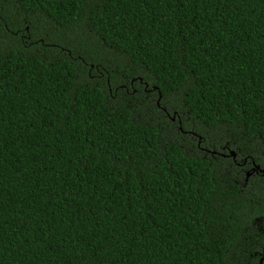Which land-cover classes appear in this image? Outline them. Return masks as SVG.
<instances>
[{"label":"trees","instance_id":"16d2710c","mask_svg":"<svg viewBox=\"0 0 264 264\" xmlns=\"http://www.w3.org/2000/svg\"><path fill=\"white\" fill-rule=\"evenodd\" d=\"M255 165L264 0H0V264H255Z\"/></svg>","mask_w":264,"mask_h":264},{"label":"flooded vegetation","instance_id":"af4514ba","mask_svg":"<svg viewBox=\"0 0 264 264\" xmlns=\"http://www.w3.org/2000/svg\"><path fill=\"white\" fill-rule=\"evenodd\" d=\"M224 155H226V156H230L229 155V151H228V153H224ZM260 167V166H259ZM261 168V167H260ZM259 168H253V170L251 171V172H248L247 174H248V176H250V174L253 172V171H255V173H260L261 171H259L258 170ZM261 173H263V172H261ZM264 174V173H263ZM257 253V252H256ZM257 255H258V260H257V262L255 263V264H264V242H263V246H262V251H260V252H258L257 253Z\"/></svg>","mask_w":264,"mask_h":264},{"label":"water","instance_id":"95a60500","mask_svg":"<svg viewBox=\"0 0 264 264\" xmlns=\"http://www.w3.org/2000/svg\"><path fill=\"white\" fill-rule=\"evenodd\" d=\"M173 119H175V117H174ZM213 153H216V151H213ZM223 155H224V154H223ZM229 155L233 156L234 158H236V156H237V154H236V152H235L234 150H231V151L229 152ZM225 156H226V155H225ZM255 168H259L258 170L264 173V168H260V167L257 166V165L254 166V169H255Z\"/></svg>","mask_w":264,"mask_h":264}]
</instances>
